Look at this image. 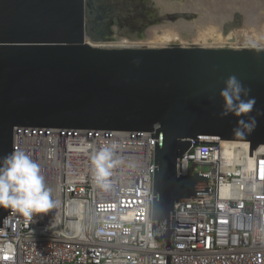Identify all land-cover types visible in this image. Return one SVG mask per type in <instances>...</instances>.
I'll return each mask as SVG.
<instances>
[{"label":"water","instance_id":"water-1","mask_svg":"<svg viewBox=\"0 0 264 264\" xmlns=\"http://www.w3.org/2000/svg\"><path fill=\"white\" fill-rule=\"evenodd\" d=\"M183 1L0 0V156L13 151L23 128L151 134V234L167 250L175 204L208 199V176H180V158L218 142L247 143L249 157L264 147V115H258L264 112V49L110 46L192 24L200 15L181 9L194 0ZM164 3L173 9L164 11ZM232 17L222 26L224 36L243 24L241 14ZM229 76L255 99L244 116L219 115V92ZM252 116L251 135L234 136L237 120ZM9 212L0 208L6 232Z\"/></svg>","mask_w":264,"mask_h":264},{"label":"built area","instance_id":"built-area-1","mask_svg":"<svg viewBox=\"0 0 264 264\" xmlns=\"http://www.w3.org/2000/svg\"><path fill=\"white\" fill-rule=\"evenodd\" d=\"M150 138L139 132L17 130L13 150L40 164L54 207L31 219L9 215V232L0 229V264H264V147L249 157L247 143L218 142L197 145L180 158V176H208V199L175 204L167 250L151 234ZM111 142L122 163L105 191L93 181L90 157Z\"/></svg>","mask_w":264,"mask_h":264},{"label":"clouds","instance_id":"clouds-1","mask_svg":"<svg viewBox=\"0 0 264 264\" xmlns=\"http://www.w3.org/2000/svg\"><path fill=\"white\" fill-rule=\"evenodd\" d=\"M249 89L235 77L229 76L219 92L222 99L221 117L229 114L244 116L255 105L254 98H247ZM264 115V112L258 113ZM257 126L255 116L239 119L232 129L233 135L244 138L251 135ZM118 144L107 143L94 150L90 157L92 177L95 185L110 190L111 177L122 161L117 158ZM54 207L52 190L45 182L40 164L23 150L0 156V208L10 210L9 215L21 213L32 218L35 214H46Z\"/></svg>","mask_w":264,"mask_h":264},{"label":"rangeland","instance_id":"rangeland-1","mask_svg":"<svg viewBox=\"0 0 264 264\" xmlns=\"http://www.w3.org/2000/svg\"><path fill=\"white\" fill-rule=\"evenodd\" d=\"M192 0H185L183 3H189ZM259 1V2H258ZM180 2V1H179ZM200 3V4H199ZM178 4V3H177ZM162 8L164 11H170L174 6L168 5ZM192 8L200 15L198 19L191 23H182L173 29H158L151 33L156 37L170 36L166 39H150L146 42L129 43L122 40L120 43H114L115 47H142V48H160L170 44H178L182 47L196 45L211 49H242V48H261L264 49V38H251L245 35L246 32H264V0H194L192 4H186L181 9ZM238 13L243 16L241 28L223 35L222 26L225 22H233V14ZM261 25V27H260ZM211 33L218 34V40L212 36L207 39H195V34L201 32L206 35ZM190 37H188V36ZM153 40V41H152ZM159 40V41H158ZM254 40V41H252ZM155 41V42H154ZM218 41V42H217Z\"/></svg>","mask_w":264,"mask_h":264},{"label":"bare ground","instance_id":"bare-ground-1","mask_svg":"<svg viewBox=\"0 0 264 264\" xmlns=\"http://www.w3.org/2000/svg\"><path fill=\"white\" fill-rule=\"evenodd\" d=\"M259 2V1H258ZM260 27H261V25H260ZM210 33L212 32V31H209ZM212 35H206V34H204V33H201V32H199V33H197V34H195L196 36H195V39L197 38V39H207V37L208 36H212L213 37V39L214 40H218L220 37L218 36V34H215V33H211ZM245 35L247 36V37H249V40L251 39V38H264V32H254V33H252V32H250V31H248V32H246L245 33ZM188 36V35H187ZM166 37H170V36H165L164 38H163V36L161 37V36H159V37H156V35H152V37L150 36V38L151 39H159L160 41L161 40H163V39H166ZM188 37H190V36H188ZM149 38V39H150ZM158 40V41H159ZM153 41V40H152ZM252 41H254V40H252ZM262 41H264V39L262 40ZM155 42V41H154ZM218 42V41H217Z\"/></svg>","mask_w":264,"mask_h":264}]
</instances>
